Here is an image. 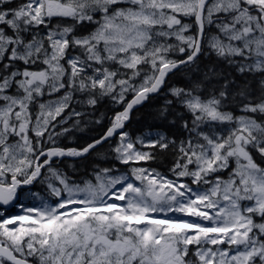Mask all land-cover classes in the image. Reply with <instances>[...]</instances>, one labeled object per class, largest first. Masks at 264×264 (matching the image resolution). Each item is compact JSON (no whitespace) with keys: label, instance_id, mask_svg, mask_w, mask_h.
Returning <instances> with one entry per match:
<instances>
[{"label":"snow or ice","instance_id":"6c2138e0","mask_svg":"<svg viewBox=\"0 0 264 264\" xmlns=\"http://www.w3.org/2000/svg\"><path fill=\"white\" fill-rule=\"evenodd\" d=\"M0 264H264V0H0Z\"/></svg>","mask_w":264,"mask_h":264},{"label":"trees","instance_id":"16d2710c","mask_svg":"<svg viewBox=\"0 0 264 264\" xmlns=\"http://www.w3.org/2000/svg\"><path fill=\"white\" fill-rule=\"evenodd\" d=\"M177 77L170 78V83L175 82ZM166 92V89H165ZM165 92H161L159 95L151 96L146 102L136 107L132 113L130 121L127 123L125 130L129 131L134 137L140 133H147L149 130L152 131H167L169 134L176 132L175 128L168 127L166 122H161L156 118L158 110L162 107L166 97ZM131 95L128 97V99ZM122 107L110 105L107 101L98 105L96 109V117H99L102 113L106 115L103 123L100 125H90L84 131H77L69 139L64 140L63 143L67 146H82L90 142L92 138H98L106 130L109 124V118L115 114V111H121ZM114 140L109 143L113 144ZM109 145L106 143L97 149L98 152L108 150ZM91 159V158H89ZM69 163V162H66ZM120 165H118L119 167ZM148 166V165H147ZM151 167L158 169L163 173H168V169L171 167L170 158L169 160L157 161L150 164ZM90 170V169H89ZM81 175H83L85 169L81 167ZM78 178V177H76ZM41 189L40 185H36V189ZM30 200H25V203H29Z\"/></svg>","mask_w":264,"mask_h":264},{"label":"rangeland","instance_id":"374dc122","mask_svg":"<svg viewBox=\"0 0 264 264\" xmlns=\"http://www.w3.org/2000/svg\"><path fill=\"white\" fill-rule=\"evenodd\" d=\"M120 166H121V167H118L120 172H127V171H128V169H127L125 166H122V165H120ZM145 166H147V165H145ZM162 173H163V172H162ZM166 175H170V173H166ZM189 182H190V181H189ZM15 214H19V209H18V208L16 209Z\"/></svg>","mask_w":264,"mask_h":264},{"label":"water","instance_id":"95a60500","mask_svg":"<svg viewBox=\"0 0 264 264\" xmlns=\"http://www.w3.org/2000/svg\"><path fill=\"white\" fill-rule=\"evenodd\" d=\"M138 106H140V105H138ZM138 106H136V107H138ZM136 107H134V109H135Z\"/></svg>","mask_w":264,"mask_h":264}]
</instances>
